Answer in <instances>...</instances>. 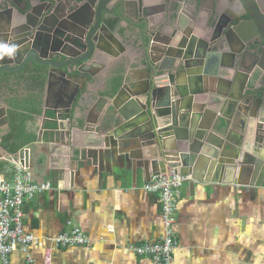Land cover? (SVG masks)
Here are the masks:
<instances>
[{
  "label": "water",
  "instance_id": "obj_1",
  "mask_svg": "<svg viewBox=\"0 0 264 264\" xmlns=\"http://www.w3.org/2000/svg\"><path fill=\"white\" fill-rule=\"evenodd\" d=\"M183 1L0 0V119L7 117L6 74L24 72L56 83L49 90L53 100L46 96L45 102L54 132L68 136L84 127L80 112L89 85L134 43L145 75L123 82L114 96L113 83L98 95L103 161L112 166L117 155L126 167L130 160L132 176L141 168L146 181L167 168L181 175L213 172L212 181L259 172L264 155L246 152L254 137L231 144L217 121L226 119L225 126L240 131L241 122L255 123L264 147V6L185 0L186 8ZM191 100L196 106L182 105ZM185 118L189 130L182 132ZM217 133L225 136L222 144L211 136ZM224 147L233 150L230 158Z\"/></svg>",
  "mask_w": 264,
  "mask_h": 264
},
{
  "label": "crops",
  "instance_id": "obj_2",
  "mask_svg": "<svg viewBox=\"0 0 264 264\" xmlns=\"http://www.w3.org/2000/svg\"><path fill=\"white\" fill-rule=\"evenodd\" d=\"M157 2L161 4V0ZM11 75L6 76L2 96L7 117L0 119V145L5 149L0 151V175L11 178L13 164L9 158L28 147L30 178L50 184L48 190L23 203L24 229L36 237L30 247L31 255L41 262L43 239L69 231L70 222L79 226L90 242L56 248L52 264H151L129 246L159 241L163 234L159 197L143 188L147 182L143 169L135 168L133 177L130 160L124 167L115 155L110 166L97 147L102 137L97 125L103 110L97 103L98 95H105L110 83L130 84L145 75L137 46L132 43L123 56L108 63L97 83L89 85L80 112L88 123L74 128L68 136L54 132L53 113L45 103L46 96L53 100L49 90L54 92L56 83L50 85L43 76L24 72ZM115 93L116 89L112 96ZM182 105L194 107L196 103L191 100ZM11 112L20 114L16 115L18 120L11 122ZM180 112L185 115L189 111ZM189 119L183 120L187 129L182 132L189 130ZM222 121L226 119L218 120L217 125L231 134V144L251 134L255 141L246 152L256 157L264 155L255 123L241 122L240 131L230 129ZM13 125L19 135L14 142L15 153L3 144V137ZM211 136L220 144L225 141L220 134ZM222 150L230 158L228 152L233 150ZM188 176L192 178L184 182L178 205V246L173 264H264V167L256 173L227 178L217 175L213 181V172L207 176L192 171ZM10 264H25L20 250L11 254Z\"/></svg>",
  "mask_w": 264,
  "mask_h": 264
},
{
  "label": "built area",
  "instance_id": "obj_3",
  "mask_svg": "<svg viewBox=\"0 0 264 264\" xmlns=\"http://www.w3.org/2000/svg\"><path fill=\"white\" fill-rule=\"evenodd\" d=\"M16 169L11 181L0 176V264H9L10 255L16 250L24 256L25 264H52L55 247L87 245L89 237L79 228L65 231L43 239L42 261L37 262L31 255L30 246L35 236L23 227L22 203L37 193L48 190L49 183H35L29 177V149L25 147L13 158H9ZM188 175H181L174 168L168 174L152 176L144 184V189L159 196L163 234L158 242L131 244L129 248L139 256L150 260L151 264H173V253L178 246L175 226L181 197V188Z\"/></svg>",
  "mask_w": 264,
  "mask_h": 264
},
{
  "label": "trees",
  "instance_id": "obj_4",
  "mask_svg": "<svg viewBox=\"0 0 264 264\" xmlns=\"http://www.w3.org/2000/svg\"><path fill=\"white\" fill-rule=\"evenodd\" d=\"M114 84V88L116 89L117 88V86H119L118 85V83H113ZM16 115H20V114H17V113H15V112H11V115H10V117H11V122H12V120L14 119V118H16L17 119V117H16ZM23 116V115H22ZM24 117V116H23ZM18 120V119H17ZM15 131V127H14V125L12 126V128H11V131L9 132V133H7L4 137H3V144L7 147V149L11 152V153H15L16 152V150H17V148H15L14 146H15V143H17V142H15V141H18V134H16L17 132H14ZM19 134H20V132H19ZM9 142H11L13 145H11V146H9L8 145V143ZM15 142V143H14Z\"/></svg>",
  "mask_w": 264,
  "mask_h": 264
},
{
  "label": "bare ground",
  "instance_id": "obj_5",
  "mask_svg": "<svg viewBox=\"0 0 264 264\" xmlns=\"http://www.w3.org/2000/svg\"><path fill=\"white\" fill-rule=\"evenodd\" d=\"M14 73H20V72H14ZM7 74H9V73H7ZM7 74H6V76H7ZM12 73H10V77H12V75H11ZM29 172V171H28ZM17 172H16V169H15V167L13 166L12 168H11V178H6L5 176H3V175H0L1 177H3V178H5L7 181H11L13 178H14V176H15V174H16ZM169 173V168H167V170L165 171V172H160V173H158V174H155V175H159V174H168ZM155 175H152V176H155ZM151 176V177H152ZM29 177H30V175H29ZM31 179V178H30ZM32 180V179H31ZM150 180V179H149ZM33 181V180H32ZM33 182H35V181H33ZM35 183H37V182H35ZM45 183H48V182H45ZM46 191V190H45ZM45 191H42V192H40V193H43V192H45ZM40 193H37L36 195H38V194H40ZM35 195V196H36ZM35 196H33V197H31V198H25L24 199V201L25 200H27V199H32V198H34ZM159 197V196H158ZM24 201H23V203H24ZM23 203H22V211H23ZM70 225H71V228H70V230L68 231V232H70L74 227H79V226H77V225H74L73 223H70V222H68ZM23 227H24V211H23ZM80 228V227H79ZM81 229V228H80ZM25 230V229H24ZM82 230V229H81ZM83 231V230H82ZM27 233H29V232H27ZM62 233V232H61ZM85 233V232H84ZM33 235V234H32ZM34 236V235H33ZM36 238V237H35ZM35 240V239H34ZM32 244V243H31ZM73 246H75V245H73ZM31 247V246H30ZM66 247H68V246H66ZM56 248H59V247H55L54 249H53V252H54V250L56 249ZM53 252H52V258H53ZM42 256H43V245H42ZM10 260H11V255H10ZM10 264V263H9Z\"/></svg>",
  "mask_w": 264,
  "mask_h": 264
},
{
  "label": "flooded vegetation",
  "instance_id": "obj_6",
  "mask_svg": "<svg viewBox=\"0 0 264 264\" xmlns=\"http://www.w3.org/2000/svg\"><path fill=\"white\" fill-rule=\"evenodd\" d=\"M182 1V0H181ZM212 0H206V5L209 6L211 4ZM255 1L257 2L260 6H264V0H247V3L252 4V2ZM219 2H221V4L225 7L227 6H234L237 9V6L240 5V2L237 0H219ZM161 4H166L167 0H161L160 2ZM183 4V6H185L186 8H188V3L184 0L183 2H181ZM170 5V3H169ZM239 9V8H238Z\"/></svg>",
  "mask_w": 264,
  "mask_h": 264
},
{
  "label": "clouds",
  "instance_id": "obj_7",
  "mask_svg": "<svg viewBox=\"0 0 264 264\" xmlns=\"http://www.w3.org/2000/svg\"><path fill=\"white\" fill-rule=\"evenodd\" d=\"M6 51H7L9 54H11L12 49H7V48H6Z\"/></svg>",
  "mask_w": 264,
  "mask_h": 264
}]
</instances>
